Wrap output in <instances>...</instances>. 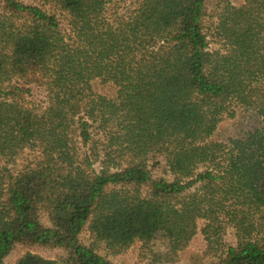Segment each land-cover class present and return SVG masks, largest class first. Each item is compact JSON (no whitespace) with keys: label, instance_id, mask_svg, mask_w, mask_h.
<instances>
[{"label":"trees","instance_id":"1","mask_svg":"<svg viewBox=\"0 0 264 264\" xmlns=\"http://www.w3.org/2000/svg\"><path fill=\"white\" fill-rule=\"evenodd\" d=\"M216 17L220 50L206 0H0V264L16 245L65 252L16 264H114L100 246L198 234L214 264H264V0Z\"/></svg>","mask_w":264,"mask_h":264},{"label":"rangeland","instance_id":"2","mask_svg":"<svg viewBox=\"0 0 264 264\" xmlns=\"http://www.w3.org/2000/svg\"><path fill=\"white\" fill-rule=\"evenodd\" d=\"M29 2L30 0H23ZM244 0H206V18L207 29L209 33L210 49L220 50L221 45L213 37V29L217 20V14L221 11L226 3L237 5ZM61 20V28L64 33H69V26L66 17L59 15ZM27 105L38 111L44 110L49 104L47 88L42 83H37L31 86V95L26 98ZM38 157L37 153L26 152L25 156L19 159L17 167L20 169L24 164H27V159L35 161ZM160 162V167L153 169V174L156 177H167L165 174V160L163 157H155L152 164ZM3 167V163H0ZM9 167V166H8ZM98 169L99 166L97 165ZM41 221L45 226H50V222L46 214H42ZM83 244L89 245L92 243V236L88 229H85L81 235ZM224 243L227 245H235L236 237L233 229H228L224 236ZM207 244L201 234H198L187 247H179L177 244H172L165 240H157L149 246H144L142 243H135L127 251L118 255L111 254L103 246H100L98 252L107 257L114 264H214L218 263L219 257L207 254ZM27 252H33L47 259H59L65 256V252L60 249L38 248L29 250L21 245H16L9 256L5 259L4 264H16L17 261Z\"/></svg>","mask_w":264,"mask_h":264}]
</instances>
